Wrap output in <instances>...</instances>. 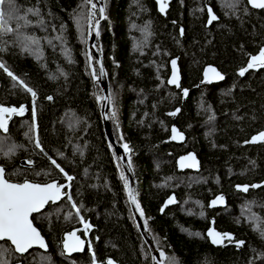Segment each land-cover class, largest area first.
Masks as SVG:
<instances>
[{
	"label": "trees",
	"instance_id": "obj_1",
	"mask_svg": "<svg viewBox=\"0 0 264 264\" xmlns=\"http://www.w3.org/2000/svg\"><path fill=\"white\" fill-rule=\"evenodd\" d=\"M103 2L97 49L109 86L108 118L116 142L131 145L128 161L148 233L137 225L123 166L105 132L90 48L94 0H4L0 12L13 31L0 30V63L7 68H0V106L26 112L0 130V166L11 182L70 185L65 200L47 207L51 226H39L49 251L21 258L0 242L7 249L0 262L38 264L31 261L42 257L45 264H70L63 235L80 220L79 208L95 227L98 264H153L151 245L167 252L166 264H264V188L235 190L264 181V141L250 142L264 132V68L238 75L264 49V10L248 0H172L164 18L154 0ZM208 6L218 16L212 26ZM173 60L181 69L179 90L168 85ZM209 66L225 81L204 85ZM25 85L36 93L34 121ZM173 126L185 135L181 145L169 142ZM190 152L200 158V172H179L177 159ZM173 195L177 205L161 213ZM220 195L226 208L211 210ZM212 220L243 246L211 245ZM90 260L86 254L74 264Z\"/></svg>",
	"mask_w": 264,
	"mask_h": 264
},
{
	"label": "snow or ice",
	"instance_id": "obj_2",
	"mask_svg": "<svg viewBox=\"0 0 264 264\" xmlns=\"http://www.w3.org/2000/svg\"><path fill=\"white\" fill-rule=\"evenodd\" d=\"M160 4V11H165V0H158ZM249 4L253 8L257 9H264V0H248ZM4 3V0H0V5ZM96 5L93 4L92 8L95 9ZM101 15L103 14L104 9H99ZM94 14V13H93ZM210 20L209 23L216 20L217 17L215 14L212 13V10L209 9ZM0 30L5 33L12 32L13 29L7 26V21L4 18V14L0 12ZM183 32V30H181ZM97 35L99 32L97 31ZM35 43V41H33ZM91 59V58H90ZM173 74L172 78L168 81L170 84H175L179 87L178 83V76L176 72V61L173 60L172 62ZM0 68H4L7 71V68L0 63ZM264 68V49L259 51L258 55H254L251 57V61L247 64L246 68H242L239 72L241 76L245 74L246 71L249 69H258ZM211 73V75H209ZM100 74L103 75V68L100 69ZM8 75L12 77L14 80L17 79L13 73L8 72ZM93 75L95 76V69H93ZM206 79L211 82L212 79L222 80L224 77L217 72L214 68H209L205 72ZM23 84V81H20ZM26 91L31 93L33 97V108H32V116L33 121L35 120L36 112H35V98L36 93L30 87L25 85ZM185 95H187V91L185 90ZM49 100L52 97H48ZM179 111V110H177ZM24 112V108L21 107L19 110L13 107H5L0 106V130L4 132L8 131V118L13 114H20L22 115ZM175 115V113H171ZM113 117L115 113L113 112ZM173 139H177L178 137L182 139V135L177 132L175 128L172 129ZM257 141H264V132H261L258 136H254L250 142L255 143ZM35 145L37 148L43 152V148L40 144L38 136L35 139ZM125 152L129 151L128 145H123ZM188 159H194L189 157ZM31 164V161H28ZM51 163L55 165L56 168L60 170V172H64V169L56 162L55 159L51 160ZM184 166L183 163L181 165ZM194 166V165H189ZM5 169L0 167V241H7L10 242L13 247V251L16 253H20L23 255L24 253L28 252L34 245H38L41 248H46L43 238L41 237L39 231L33 225V213H38L41 211L42 208L49 202L55 203L59 200L62 194H66L62 192V189L65 187L60 185L56 182L47 183V184H39L33 183L29 181H24L23 183H16L11 182L5 178ZM68 181H71L73 177L67 175L65 173ZM121 178L125 179V188L128 189V197L132 204L135 205L136 210L139 212L140 216H144V212L140 207V204L137 202L136 197L132 189L128 185V181L126 178L123 177L121 174ZM252 187H260V185H252ZM240 190L247 192L248 186H238ZM71 199V197H69ZM174 199L170 198L165 207L168 204L174 203ZM217 202L223 203V197H219L218 200L212 202L214 206ZM76 208V205H72ZM163 211V208L161 209ZM77 214H79L80 209L76 208ZM83 222V221H82ZM147 226V221H145V227ZM91 227V225L84 223V228L87 230ZM71 237L70 241L65 242V249L68 252L72 251H80L82 250L83 242L76 237V233L73 232L69 234ZM208 235L212 239L213 244H221L225 239L229 240L230 242L233 238L230 234H221L214 230H209ZM243 241H237V246H242ZM0 251H7L4 249L3 246H0ZM164 254L161 253V256ZM3 264V262H0ZM108 264H113L111 260L108 261Z\"/></svg>",
	"mask_w": 264,
	"mask_h": 264
},
{
	"label": "water",
	"instance_id": "obj_3",
	"mask_svg": "<svg viewBox=\"0 0 264 264\" xmlns=\"http://www.w3.org/2000/svg\"><path fill=\"white\" fill-rule=\"evenodd\" d=\"M154 1H155L156 5H157V10H158L159 14L162 15L163 17H166L167 16V13L170 11V6H171V3H172V0H165L166 7H165V11L164 12H161L160 11V4H159L158 0H154ZM94 3L96 4L98 20H97V22L95 24V27L93 29V33H92L91 40H90V48H91V50H92V52L94 54V57H95V61H96L97 69H98V74H99V83H100V86H101L102 91H103L102 116H103V121H104L105 132H106V135H107L110 143L113 145V147L115 149L116 156H117V158L119 159L120 163L123 166V169H124V172H125V176H126V179L128 181V185L132 189V191L134 192L135 197H136V200H137L135 178H134L133 171H132V169L130 167V164H129V161H128V155L132 151L131 145H128L129 151L125 152L123 145L120 146L116 142V140L114 139V136H113V133H112V130H111V125H110L109 118H108L109 109H110L109 86H108V80H107V76H106V73H105V69H104V64H103V61H102V57H101V55H100V53H99V51L97 49V43H98V39H99V35H97V31L100 32L101 25H102L103 21L105 20V7H104L103 0H94ZM249 5L254 10H264V9L253 8L251 6V4H249ZM101 8L104 9L102 15H101V13L99 11V9H101ZM209 9L212 10V13L213 14L216 15V13L214 12V10L210 6L207 7V14H208L207 25L208 26H212L214 23H216L218 21V16L216 15L217 19L214 20V21H212V23H209V20H210ZM175 61H176V72H177V76H178L179 87H177L175 84H170V83H168V85L171 88H176L177 90H179L181 88V83H182V74H181V69L179 67L178 61L177 60H175ZM250 61H251V59L249 60V62ZM246 67H247V65H246ZM101 68H103V75L100 74V69ZM209 68H214L217 72H219L224 77V79H222V80L212 79L211 82H209L206 79V77H205V72ZM258 69H260V68H258ZM258 69H249L248 71L245 72V74L242 77H245L248 73H250L252 71H255V70H258ZM170 70H171V73H170V77H169L168 81L172 78V74H173L172 63H170ZM239 72H238V75L241 76L239 74ZM209 75H211V73H209ZM225 78H226L225 75L219 69H217L214 66H209V67L205 68V70H204V79L205 80H204L203 84L204 85L220 84V83H222V82L225 81ZM187 94H188V91H187ZM25 112H26V110L24 109V112H23L22 115H20V114H13V115H11L8 118V129L10 127V123H11L12 118L14 116H16V115L23 116L25 114ZM179 112H180V109H179V111H177L176 114H178ZM173 128H175L177 130V132L182 135V137H183L182 139H180L179 137L177 139H173L172 138V136H173L172 129ZM172 129H171V137L169 139V142L174 143V144H177V145L183 144V142L185 141V135L182 132H180L179 129L176 126H173ZM189 157H192L194 159H188ZM182 163L184 165L183 167L181 166ZM189 165H194V166H189ZM0 167H3V166H0ZM3 168L6 170L5 167H3ZM177 169H178L179 172H182V173H185V172L198 173L201 170V160H200V158L198 157V155L196 153L190 152L188 154H185V155L180 156L177 159ZM5 178H6V171H5ZM54 182L60 184L59 181H54ZM50 183H52V182H50ZM41 185H43V184H41ZM60 185L65 186L62 189V192L63 193H66V194H62L61 198L59 200H57L55 203L49 202L48 204H46L44 206V208L41 209L40 212L44 211L45 208H47L49 205H57V204L61 203L63 200H65L67 198L68 194H67L66 190L68 189V187L70 185V182H67V183H64V184H60ZM253 185H260V187H252V185H236L235 186V190L238 191V192H242V193H248L251 189L264 188V181L261 182V183L253 184ZM238 186H248V191L247 192L242 191V190H240V188H238ZM219 197H223V203L217 202L213 206L212 205V202L215 201V200H218ZM170 198H173L175 202L174 203H171V204H168L167 207H165L166 202ZM137 202H138V200H137ZM129 203H130L131 210H132V212L134 214V217L136 219V222L138 224V227H139L141 233L147 234L148 233V227L147 226L145 227V221H146L145 220V217L144 216L143 217L140 216L139 212L135 208V205L132 204L130 200H129ZM176 205H177V198H176L175 195H173V196L169 197L165 201V203H164V205L162 207L163 208V211H161V213H163L167 209L172 208V207H174ZM226 206H227V199H226V197L223 196V195H220V196L216 197L214 200L211 201L209 208L211 210H221V209L226 208ZM40 212H38V213H40ZM38 213H33V215L34 214H38ZM215 225H216L215 220H212L211 225H210L209 229L206 232V236L209 239L211 245H213L215 248L223 247L225 245L229 246V245H232V244H234L235 246H237L236 241H235L236 240V237L233 234H231V233H222V232H220V231H218L216 229ZM209 230H214V231H216L218 233H221V234H230V236L233 238V240L230 242L229 240L225 239L221 244H213L211 237L208 235ZM74 232L76 233V237H78L77 236L78 231H74ZM39 233H40L41 237L44 240V243L46 245V248H41L38 245H34L31 249H29L28 252L24 253L23 255L29 253L30 251H32L34 249H40L43 252H48L49 251V246H48V243H47L46 239L43 237V235L41 234L40 231H39ZM78 238L83 242L82 250L68 252L65 249V247H64V251H65L66 255L72 256V255H75V254H79V253L82 254V253H84L85 248H86V243L80 237H78ZM70 240H71V237H70L69 234H67L65 236L64 245H65V242L66 241H70ZM1 242H3V241H1ZM12 247H14V246H12ZM151 247L153 249V264H166V262L168 260V254H167V252L165 250H163V249H156L154 245H151ZM239 247H241V246H239ZM161 253H163L164 255L161 256ZM17 254L21 255L20 253H17Z\"/></svg>",
	"mask_w": 264,
	"mask_h": 264
},
{
	"label": "flooded vegetation",
	"instance_id": "obj_4",
	"mask_svg": "<svg viewBox=\"0 0 264 264\" xmlns=\"http://www.w3.org/2000/svg\"><path fill=\"white\" fill-rule=\"evenodd\" d=\"M171 5H172V3H171ZM156 7H157V5H156ZM170 9H171V6H170ZM168 13H167V15H168ZM166 17H164V18H166ZM66 192H67V190H66ZM67 194H68V192H67ZM52 209L53 208H45L44 211H42V212H40L38 214H34L32 216L34 226L41 232L43 237L46 239L47 243H48V239L45 236V234L41 231L39 226H43V227H46V228L51 226L52 218H53ZM78 216L80 217V220L77 221V222H76V220H74V222L72 224H68L72 228H71V230H69L68 232L64 233V235H63V252H64L65 256L68 258V263H70V264H74L75 262H78L79 259L81 260V257L86 255V254L91 259L90 260L91 264H98V262L96 261L97 257L95 255L94 248H93V240L96 238L95 227L92 224V222L90 221V219H85L84 216L80 212H79ZM66 217L70 218L72 216L70 214H67ZM84 223H87V224L91 225V227L86 230L84 228ZM74 231H78L77 236L80 237L83 241H85L86 248H85L84 253H82V254L79 253V254H75V255H72V256H68V255H66V253L64 251L65 236L67 234L73 233ZM3 242H7V241H3ZM48 246H49V243H48ZM33 252L37 253V252H43V251L40 250V249H34V250L30 251L29 253H27L25 255H19L16 252L15 253L18 256H20L21 258H23V257L27 258ZM45 253H47V252H45ZM76 260H78V261H76ZM23 261H24L25 264H29V262L26 261V259L23 260ZM111 261L113 262V264H117V263L114 262V260H111ZM24 263L23 262H17L15 264H24Z\"/></svg>",
	"mask_w": 264,
	"mask_h": 264
},
{
	"label": "rangeland",
	"instance_id": "obj_5",
	"mask_svg": "<svg viewBox=\"0 0 264 264\" xmlns=\"http://www.w3.org/2000/svg\"><path fill=\"white\" fill-rule=\"evenodd\" d=\"M90 26V25H89ZM197 206V205H196ZM136 220V219H135ZM138 225V224H137ZM1 253V252H0ZM0 259L1 260H3V257H2V254H0ZM48 260H46L45 258H40V260L37 258V259H35V260H33V261H31V262H33V263H35V262H37L38 264H45L46 262H47ZM76 261H78V260H76ZM79 261H80V259H79ZM78 261V262H79ZM1 262H3V261H1ZM3 264H6V263H4L3 262ZM47 264H54V263H51V262H49V263H47Z\"/></svg>",
	"mask_w": 264,
	"mask_h": 264
}]
</instances>
